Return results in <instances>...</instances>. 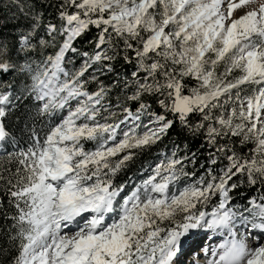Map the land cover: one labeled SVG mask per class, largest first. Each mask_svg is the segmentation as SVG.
Returning a JSON list of instances; mask_svg holds the SVG:
<instances>
[{
    "label": "snow or ice",
    "instance_id": "snow-or-ice-1",
    "mask_svg": "<svg viewBox=\"0 0 264 264\" xmlns=\"http://www.w3.org/2000/svg\"><path fill=\"white\" fill-rule=\"evenodd\" d=\"M35 8L9 0L26 23L0 33V264H179L197 229L220 238L206 264H264V0H59L56 23ZM245 183L257 194L234 202Z\"/></svg>",
    "mask_w": 264,
    "mask_h": 264
},
{
    "label": "trees",
    "instance_id": "trees-1",
    "mask_svg": "<svg viewBox=\"0 0 264 264\" xmlns=\"http://www.w3.org/2000/svg\"><path fill=\"white\" fill-rule=\"evenodd\" d=\"M33 2L36 5L35 11L39 12L45 17V22H57V13L55 9V4L59 2V0H33ZM8 3L9 0H0V33L3 34L4 37H7L9 40L14 35L18 34V29L15 28L17 24H23L26 23V21H23L19 17L14 18V10L9 11L8 10ZM96 30L93 29L92 32L88 33L85 37L82 38V43L79 44V47L82 51L84 50H90L92 45L88 42L89 39H92L95 37ZM75 63L78 65L80 63V58H77ZM119 71H124L123 65H118ZM9 80H11L14 84L20 81V78L18 76H10L8 77ZM107 82V80H106ZM28 109L25 108V111ZM19 109H14L13 113L7 118V124L13 133V135L17 138V140L20 141V146L24 145V142L27 139V129L25 128L23 131H21V128L23 126V123L21 119L19 118ZM182 139V137H177L175 134L172 135L171 140H166L163 145V150L171 149L172 142ZM200 141L199 140H191L189 142V146L193 151L202 152L203 149L199 148ZM9 150H11L9 148ZM160 146H157V148H154L153 150L143 153L133 159V161L129 162L128 167L123 170L117 177V181L120 183H127L129 187L133 186V183H138L140 179H142V173L143 175H146L147 173H144V169L148 168L150 165L157 162V156L159 155ZM207 153H204V155H201L199 157V161L197 165L195 166V169L192 165H189V170H197V174L199 175L202 169H199V163H203L205 156ZM8 163L9 167H15L14 163L8 162L5 157V153L3 150H0V164ZM256 191L254 188H249L247 184H243L239 190H237L233 194L234 202H243L247 198L256 195ZM12 210L8 209V214L11 215ZM10 229V221L7 220L3 214H0V245H5L6 243V237L4 233ZM10 244V242H7ZM14 251V249H13Z\"/></svg>",
    "mask_w": 264,
    "mask_h": 264
},
{
    "label": "rangeland",
    "instance_id": "rangeland-1",
    "mask_svg": "<svg viewBox=\"0 0 264 264\" xmlns=\"http://www.w3.org/2000/svg\"><path fill=\"white\" fill-rule=\"evenodd\" d=\"M87 146L91 147V144ZM208 236H211V232L208 230L197 229L190 232L189 236L184 238L189 242L183 244L182 241V252L178 257L179 264H206L205 248H210L220 239L217 237V239L214 238L213 241L209 242Z\"/></svg>",
    "mask_w": 264,
    "mask_h": 264
}]
</instances>
